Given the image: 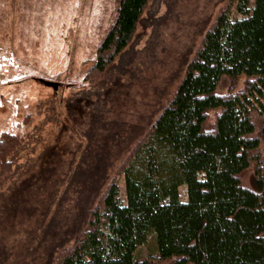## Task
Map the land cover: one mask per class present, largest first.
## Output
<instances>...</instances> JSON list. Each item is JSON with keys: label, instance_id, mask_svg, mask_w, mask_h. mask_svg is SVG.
<instances>
[{"label": "trees", "instance_id": "16d2710c", "mask_svg": "<svg viewBox=\"0 0 264 264\" xmlns=\"http://www.w3.org/2000/svg\"><path fill=\"white\" fill-rule=\"evenodd\" d=\"M116 2L84 77L92 84L149 0ZM217 9L170 97L149 102L137 121H103L98 109L97 122L98 106L82 107L74 119L85 134L68 156L52 149L25 167L12 155L22 135L1 132L0 179H22L0 204V264H264V0ZM15 234L25 242L19 254L7 241Z\"/></svg>", "mask_w": 264, "mask_h": 264}, {"label": "rangeland", "instance_id": "374dc122", "mask_svg": "<svg viewBox=\"0 0 264 264\" xmlns=\"http://www.w3.org/2000/svg\"><path fill=\"white\" fill-rule=\"evenodd\" d=\"M223 3L225 0H149L126 48L115 57L102 81L92 84L84 77L115 17L116 0H0V52L8 56L0 57V134L18 131L22 135L23 143L12 154L16 163L31 165L52 149L62 158L68 156L79 132L85 134L84 127L80 130L76 124L81 122L74 119L82 107L98 106L97 122L100 109L103 121L118 120L127 126L137 121L138 112L146 115L149 102L170 97L203 31ZM94 130L101 136L102 130L94 127L92 133ZM118 136L122 140L124 132ZM95 142L91 144L96 146ZM50 144H56V149ZM21 179L20 174L0 179V204L10 201L7 196ZM120 185L123 200L124 186ZM179 194L186 199L185 186L179 187ZM68 195L65 191L60 207H65L62 204ZM3 211L2 217L6 216V209ZM7 215L14 227H21L15 223L17 218ZM7 241L16 244L15 254L24 251L19 234L9 235ZM146 246L140 249L146 250ZM6 250L3 259L7 260ZM10 261L17 264L14 258Z\"/></svg>", "mask_w": 264, "mask_h": 264}, {"label": "crops", "instance_id": "0c3cea01", "mask_svg": "<svg viewBox=\"0 0 264 264\" xmlns=\"http://www.w3.org/2000/svg\"><path fill=\"white\" fill-rule=\"evenodd\" d=\"M0 57L7 59L8 56H6V52H4V53L3 52H0Z\"/></svg>", "mask_w": 264, "mask_h": 264}]
</instances>
